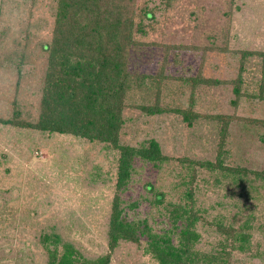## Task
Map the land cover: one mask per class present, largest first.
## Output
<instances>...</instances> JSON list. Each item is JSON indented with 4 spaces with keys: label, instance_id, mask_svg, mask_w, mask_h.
Wrapping results in <instances>:
<instances>
[{
    "label": "rangeland",
    "instance_id": "374dc122",
    "mask_svg": "<svg viewBox=\"0 0 264 264\" xmlns=\"http://www.w3.org/2000/svg\"><path fill=\"white\" fill-rule=\"evenodd\" d=\"M56 1L0 0V119L32 124L38 120L47 65L43 46L51 40ZM166 1L150 4L160 5L158 23L141 40L189 47L180 52L181 64L170 74L187 78L200 69L205 78L223 82L196 87L192 108L200 118L192 127L171 112L147 116L125 110L119 143L137 147L154 139L166 156L214 161L221 117L233 115L224 166L264 171V127L250 122L264 121V0H171L168 9ZM145 49L143 61L152 59L146 70L154 73L160 60L147 44ZM242 62L243 95L235 106L228 81ZM190 88L182 80L166 81L162 105L188 108ZM118 156L106 144L0 124V264H47L43 241L53 234L87 260L106 255ZM190 172L179 164L154 170L137 161L121 195L124 211L131 219L163 227L152 206L154 193L161 191L174 200L183 191L177 183ZM215 176L197 169V207L209 223L223 221L240 229L249 220L252 253H235L232 264H264V179L238 175V185L230 176L220 181ZM147 185L153 190L147 191ZM198 231L202 249L213 248L220 238L201 224ZM110 264L155 263L137 245L120 242Z\"/></svg>",
    "mask_w": 264,
    "mask_h": 264
},
{
    "label": "trees",
    "instance_id": "16d2710c",
    "mask_svg": "<svg viewBox=\"0 0 264 264\" xmlns=\"http://www.w3.org/2000/svg\"><path fill=\"white\" fill-rule=\"evenodd\" d=\"M153 2L156 0H57L51 40L43 46L47 53V65L38 120L32 124L0 119L3 125L106 144L119 155L116 192L107 230L109 252L94 260H87L73 245L62 243L60 237L53 234L43 241L48 254L47 264H110L111 253L120 242L137 245L155 264H232L235 253H252L249 220L241 224L240 229L223 221L209 223L194 200L198 168L215 173L217 180L230 176L238 185V175L251 174L264 179V171L224 166V145L233 115L221 117L214 161L166 156L154 139L137 147L119 143L125 124V110L134 109L147 116L171 112L180 116L187 127H192L200 118L192 108L196 87L223 82L205 78L200 69L187 78L183 74L174 76L168 72L181 64L180 52L189 47L157 41L144 43L141 40L156 30L154 25L158 22L155 14L160 5L151 7ZM164 7L170 8L171 0H167ZM146 44L160 60L154 73L146 70L152 59L143 61L147 55ZM208 49L219 50L217 47ZM243 66L244 62L240 64L236 77L228 81L233 86L235 106L243 95ZM168 80H182L190 84L188 108H167L162 105L164 85ZM262 86L264 76L261 78V89ZM250 122L264 127V121L252 119ZM260 142L264 144V136ZM137 161L150 164L154 170L179 164L180 169L191 171L177 183L183 191L174 200L161 191L154 193L152 206L163 226L158 229L145 220L131 219L122 207L121 195ZM151 187L147 185L146 190L152 191ZM135 206L133 204L131 207ZM199 224L220 237L213 248H200L202 236L198 231ZM49 245L53 247L49 249Z\"/></svg>",
    "mask_w": 264,
    "mask_h": 264
}]
</instances>
